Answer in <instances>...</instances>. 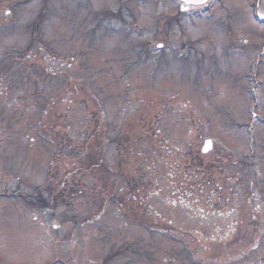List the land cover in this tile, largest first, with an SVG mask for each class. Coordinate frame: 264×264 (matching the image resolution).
<instances>
[{
    "label": "rangeland",
    "instance_id": "374dc122",
    "mask_svg": "<svg viewBox=\"0 0 264 264\" xmlns=\"http://www.w3.org/2000/svg\"><path fill=\"white\" fill-rule=\"evenodd\" d=\"M224 1L0 0V264H264V1Z\"/></svg>",
    "mask_w": 264,
    "mask_h": 264
},
{
    "label": "flooded vegetation",
    "instance_id": "af4514ba",
    "mask_svg": "<svg viewBox=\"0 0 264 264\" xmlns=\"http://www.w3.org/2000/svg\"><path fill=\"white\" fill-rule=\"evenodd\" d=\"M121 1V0H120ZM264 1V0H263ZM122 2H126V0H122ZM121 2V3H122ZM218 3V0H208L206 1L205 3H202V4H187V3H184V2H180L178 1V9L179 10H217L216 9V4ZM224 4H226V0L224 1ZM126 5V4H125ZM123 3L121 5H117V7H115V5L113 6L114 8H109V7H106L104 8V10H135L136 8L134 7H130L128 5L125 6ZM229 8V7H228ZM153 10H158L159 8L157 7H154L152 8ZM224 9H226L224 7ZM259 9H261V3L259 5ZM119 12V11H118ZM117 12V13H118ZM113 13V17L114 18H118L120 17L119 13ZM145 53H144V51ZM150 50V49H149ZM138 52V56H145L146 53H147V50L145 49V45L141 44L139 46V48L137 49Z\"/></svg>",
    "mask_w": 264,
    "mask_h": 264
},
{
    "label": "trees",
    "instance_id": "16d2710c",
    "mask_svg": "<svg viewBox=\"0 0 264 264\" xmlns=\"http://www.w3.org/2000/svg\"><path fill=\"white\" fill-rule=\"evenodd\" d=\"M86 157H87V156H86ZM86 157H84V161H87V160H86ZM92 157H93L95 160H97V156H92ZM100 160H101V163H105L104 158L99 157V164H100ZM103 167H105V168L107 169V172H106V173H107L108 175H109V174L112 175V174L110 173V172H111V169H110L109 167H106V166H103ZM108 170H109L110 172H109ZM46 189H49V187H47ZM42 192H43V191H41L40 194H42ZM49 206L52 207L51 205L47 204V207H49Z\"/></svg>",
    "mask_w": 264,
    "mask_h": 264
},
{
    "label": "water",
    "instance_id": "95a60500",
    "mask_svg": "<svg viewBox=\"0 0 264 264\" xmlns=\"http://www.w3.org/2000/svg\"><path fill=\"white\" fill-rule=\"evenodd\" d=\"M188 1H192V0H188ZM212 148V142L211 141H207L206 146L204 147V151L207 152Z\"/></svg>",
    "mask_w": 264,
    "mask_h": 264
}]
</instances>
